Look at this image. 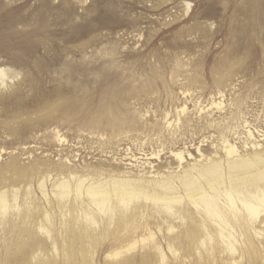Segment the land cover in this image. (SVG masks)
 Masks as SVG:
<instances>
[{
	"label": "rangeland",
	"instance_id": "1",
	"mask_svg": "<svg viewBox=\"0 0 264 264\" xmlns=\"http://www.w3.org/2000/svg\"><path fill=\"white\" fill-rule=\"evenodd\" d=\"M1 67L0 264H264V234L246 253L232 220V250L187 197L99 211L75 190L210 195L208 169L221 185L264 162V0H0Z\"/></svg>",
	"mask_w": 264,
	"mask_h": 264
},
{
	"label": "bare ground",
	"instance_id": "2",
	"mask_svg": "<svg viewBox=\"0 0 264 264\" xmlns=\"http://www.w3.org/2000/svg\"><path fill=\"white\" fill-rule=\"evenodd\" d=\"M190 6L191 4L188 3ZM7 69L0 68V88L6 85L7 79ZM243 165H254L247 164L243 161L240 163ZM208 175L210 176L207 186L211 190L210 195L205 192L203 187L197 185L192 181H187L184 183L185 186V195H181L176 191L175 187L168 183H163L161 186L166 189L165 194H150L148 192L142 191L140 189H135L132 186L121 184L119 186H114L113 188H108L98 181H94L84 189V181L78 180L75 190L77 192H86L89 196L90 206H93L99 211H105L111 204V208H115L125 211L129 209L130 200L134 196L144 195L146 199H153L156 201H166L170 205L173 203H178L183 200L184 197H187L191 202L198 204L203 207L205 213L210 218V220L222 226L221 231L218 233L221 240L226 241L229 247L233 250L235 248L234 241H238L235 237V233L229 232L225 234V230L235 229L236 223H241L245 228L244 235L247 236L246 242L248 246L245 249L247 253L256 252V247L254 245V237L256 235L264 234V229H257L256 224L264 227V162L262 161L258 165L249 167L241 173L242 179L233 180L226 184L217 185L215 182L218 180L219 176L215 169H208ZM59 197L64 198L68 192L69 183L61 182L58 185ZM85 190V191H84ZM171 191V192H170ZM115 196V199L113 198ZM129 198V200H128ZM224 199V205H221L218 200ZM132 208V207H131ZM9 209V204L5 196H0V217H3ZM229 212V214H228ZM85 217L88 221L95 223V219L89 207L84 209ZM112 217L116 219V215L111 213ZM47 220L48 217H46ZM127 220V219H126ZM122 217L117 220V224L121 225L126 221ZM41 229L47 230L43 225L40 226ZM26 228V227H25ZM192 227L191 230H188V233L192 236L197 235L198 229ZM204 228V227H202ZM206 229V228H205ZM26 230V229H25ZM25 230L21 229L20 233ZM48 231V230H47ZM49 232V231H48ZM75 234V233H74ZM81 236L87 237L84 229L80 231ZM255 235V236H254ZM74 238V237H73ZM72 238V239H73ZM201 236H197V239L202 243H205L206 240L210 243L212 242V236H204V239H201ZM150 239V237L148 238ZM147 240L145 237L143 241ZM244 252V251H243ZM258 259H255L257 261ZM76 255L74 252H67V263L68 264H81L76 263ZM22 264H32L26 260ZM38 264H51V262L40 261Z\"/></svg>",
	"mask_w": 264,
	"mask_h": 264
}]
</instances>
